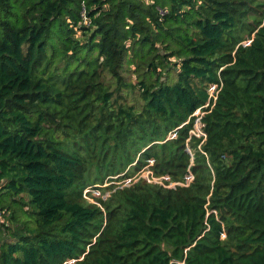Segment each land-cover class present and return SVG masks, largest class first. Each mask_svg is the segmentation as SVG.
<instances>
[{
	"label": "trees",
	"instance_id": "16d2710c",
	"mask_svg": "<svg viewBox=\"0 0 264 264\" xmlns=\"http://www.w3.org/2000/svg\"><path fill=\"white\" fill-rule=\"evenodd\" d=\"M242 6L0 0V264H264V21ZM149 161L193 179L84 197Z\"/></svg>",
	"mask_w": 264,
	"mask_h": 264
},
{
	"label": "rangeland",
	"instance_id": "374dc122",
	"mask_svg": "<svg viewBox=\"0 0 264 264\" xmlns=\"http://www.w3.org/2000/svg\"><path fill=\"white\" fill-rule=\"evenodd\" d=\"M240 2H244V6H242L241 9L245 10V8H248V14L245 15V21L250 25L253 26L255 25L258 21H264V0H240ZM247 11V10H245ZM260 27V26H259ZM254 33L252 34H248L245 33L244 34V41L241 43L243 45H248L251 42V39L253 38ZM214 93V88L210 87V92L209 94H213ZM203 111L198 110L195 112V117L196 120L194 121V127L192 129V131L190 132V136H195V137H202L200 135V133L202 132V126L200 124L199 119L201 118V116L203 115ZM197 135V136H196ZM200 135V136H199ZM170 137H173V135H170ZM188 151V149H187ZM188 153H190L188 151ZM193 154V152H192ZM191 155V154H190ZM153 162L149 161V164L147 165V167H142L139 170H135L134 169V164L131 165L130 167L132 168L131 172L129 173V176H125L128 168L126 170H124L123 172L116 174L114 176H110L108 177L106 180L104 179L103 183L101 184H97L94 185V187H99V192L98 190L92 189L93 191L88 195L86 194V196H84L86 198V200L89 203H92L98 207H101L100 203L95 201V199H92L94 197H98L100 194V198L101 201H106L109 196L116 190H120L122 188H128L131 187L135 182H137L138 180H145L147 183L151 184V185H158L161 186L162 180L161 177H165V176H161V177H155L153 172L150 171V167L152 165ZM190 164H193V158L190 159ZM190 176L187 177V183L186 184H178V185H171V186H161L164 187L166 189H171L174 188L176 186H188L190 184ZM172 182H168V185L171 184ZM176 183V182H173ZM93 186V185H92ZM173 186V187H172ZM89 188H92L89 186ZM87 188L86 191H89L90 189ZM102 208V207H101ZM3 217H1L0 215V220H4V223L8 224V217L6 216V218L2 219ZM9 227L13 228L15 225L12 223L8 224ZM11 228L9 231H7V233H11ZM9 241H11L10 239H7Z\"/></svg>",
	"mask_w": 264,
	"mask_h": 264
},
{
	"label": "built area",
	"instance_id": "2783aa9c",
	"mask_svg": "<svg viewBox=\"0 0 264 264\" xmlns=\"http://www.w3.org/2000/svg\"><path fill=\"white\" fill-rule=\"evenodd\" d=\"M211 88H214L215 89V87L213 86V87H211ZM215 91V90H214ZM210 96H212V94H210ZM208 106V103H206V105L205 106H203V107H207ZM200 110V109H199ZM198 111V110H197ZM195 116V115H194ZM203 132V131H202ZM200 135L203 137V138H205V134L204 133H200ZM199 135V136H200ZM197 136V135H196ZM188 151H189V149H188ZM189 176H190V181L193 179V177H192V175H191V173H189ZM188 177V176H187ZM187 177H186V183H187ZM161 180H162V185L161 186H171V185H178V184H180V183H171V184H166V182H168L169 181V178L167 177V176H165V177H161ZM185 183V184H186ZM182 184V183H181ZM173 187V186H172ZM87 192V191H86Z\"/></svg>",
	"mask_w": 264,
	"mask_h": 264
}]
</instances>
